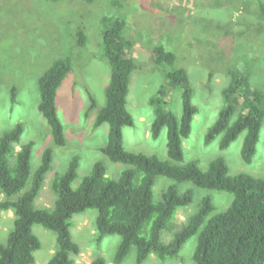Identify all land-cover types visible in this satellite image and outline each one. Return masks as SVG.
I'll list each match as a JSON object with an SVG mask.
<instances>
[{"label":"rangeland","instance_id":"1","mask_svg":"<svg viewBox=\"0 0 264 264\" xmlns=\"http://www.w3.org/2000/svg\"><path fill=\"white\" fill-rule=\"evenodd\" d=\"M125 1L124 14L128 23L125 35L134 43L132 55L137 65L127 96V110L134 124L123 129L125 149L168 160L167 130L164 128L156 140L150 136L154 113L149 99L165 81L168 71L167 67H153L151 49L163 46L176 54L175 67L187 71L193 90L192 103L197 108L191 133L182 143L184 158L181 164L196 161L205 171L212 160L221 156L229 168V177L248 174L264 179V124L251 164L243 163L240 157L244 134L224 152L219 151L220 137L209 145L204 143L207 130L217 121L223 106L222 90L229 84V70L239 68L248 72L251 85L264 93V16L259 1ZM116 16L110 0H60L55 3L50 0H0V138L17 124L23 125L16 150L33 143L32 171L38 167L45 149H52L51 168L34 202L39 209L53 206L56 196L50 189L51 182L65 173L74 156L79 157V167L73 188L90 174L97 161L105 164L106 176L114 180L127 168L111 163L99 151L106 144L108 125L93 129L97 111L105 106V89L110 79V66L102 49L103 19ZM80 31L86 35L84 47L77 43ZM67 57L71 59V72L56 98L67 146L58 148L53 145L50 128L38 111V80L53 62ZM12 88H16L14 103L11 101ZM181 94L180 89H173L167 99L178 118L182 116ZM89 95L97 108L85 115L90 104ZM141 178L137 175L136 182ZM172 186L179 193L192 191V203L178 210L174 219L176 230L162 233L161 241L165 244L172 240L186 219L196 213L202 199L211 198L215 213L227 209L233 200L225 192L201 190L191 183L178 184L159 176L153 187L154 201H161L163 193ZM96 216V211L89 210L73 218L70 231L80 248L75 264H89L99 256L105 264H114L120 238L106 236L96 245ZM13 219L12 211H0L1 244L8 239ZM33 233L41 242V248L34 254V264H47L56 250L55 234L41 226H34ZM196 244L197 236H194L176 258L161 262L151 255L143 264H193ZM123 264H136L134 250Z\"/></svg>","mask_w":264,"mask_h":264},{"label":"trees","instance_id":"2","mask_svg":"<svg viewBox=\"0 0 264 264\" xmlns=\"http://www.w3.org/2000/svg\"><path fill=\"white\" fill-rule=\"evenodd\" d=\"M55 3L60 0H50ZM259 8L264 16V3ZM116 17L103 19V56L110 66V79L105 89V106L97 111L93 123L96 130L109 127L106 144L99 149L111 163L127 168L119 179L106 176L102 161L94 163L90 174L77 188L79 157L74 156L61 176L51 182L55 200L51 208H37L34 202L42 189L46 174L51 168L53 151L45 149L38 167L32 171L33 143H20L23 125L17 124L0 138V211L13 212V227L5 244L0 243V264H34V254L41 248L34 235V226H41L55 234L56 250L47 264H75L80 253L73 241L71 227L76 215L89 210L97 212L94 221L95 243L99 245L106 236H118L119 244L113 257L114 264H123L135 251V263L143 264L151 255L163 262L178 256L183 246L197 236L193 264H264V179L248 174L229 177V168L221 156L212 160L205 171L196 161L182 165V143L191 133V124L197 114L192 103L193 90L188 73L175 67L176 54L163 46H153V67H167L164 82L149 99L154 120L150 136L156 140L161 131L167 130V161L156 156L127 151L124 147L123 129L134 124L127 110L130 79L136 70L132 55L134 43L125 35L127 16L125 0H110ZM78 46L84 47L86 35L77 33ZM70 58L58 59L38 80V111L50 128L55 147L67 146L64 127L56 108L58 90L70 74ZM229 84L222 90L223 106L217 121L207 130L204 143L209 145L220 137L219 151L224 152L242 134L240 157L251 164L256 154L264 124V93L251 85L248 72L239 68L229 70ZM209 82L211 75L208 76ZM173 89H180L182 116L178 118L169 107L167 99ZM85 115L97 108L92 96ZM11 101H16V88L11 89ZM141 175V181L135 177ZM162 176L175 183H191L201 190L225 192L233 197L230 206L216 212L211 198L201 200L196 213L186 219L174 233L172 240L161 241L164 231L176 230L174 219L179 209L192 203V191L179 193L169 187L162 200L155 202L153 187ZM173 231V230H172ZM89 264H105L102 257L93 258Z\"/></svg>","mask_w":264,"mask_h":264}]
</instances>
